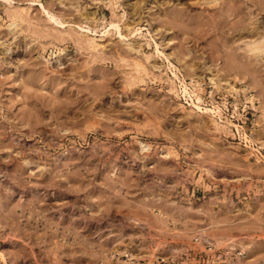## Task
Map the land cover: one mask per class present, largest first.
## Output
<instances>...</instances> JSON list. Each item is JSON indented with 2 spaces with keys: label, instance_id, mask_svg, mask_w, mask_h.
Wrapping results in <instances>:
<instances>
[{
  "label": "rangeland",
  "instance_id": "374dc122",
  "mask_svg": "<svg viewBox=\"0 0 264 264\" xmlns=\"http://www.w3.org/2000/svg\"><path fill=\"white\" fill-rule=\"evenodd\" d=\"M10 1L0 0V264H119L123 249H156L152 262L186 250L184 263L203 264L199 234L245 254L264 247V158L232 133L255 93L264 140V0ZM262 248L236 264L262 260Z\"/></svg>",
  "mask_w": 264,
  "mask_h": 264
},
{
  "label": "built area",
  "instance_id": "2783aa9c",
  "mask_svg": "<svg viewBox=\"0 0 264 264\" xmlns=\"http://www.w3.org/2000/svg\"><path fill=\"white\" fill-rule=\"evenodd\" d=\"M249 94V92H247ZM250 95H247L249 98ZM245 107L242 106L241 112L238 111L237 113H246V116L249 115L247 121L242 120L241 118H235L233 123V130L232 133L234 137L238 139L242 143V145L249 149V151L254 156H260L264 158V140L258 141L254 138L255 135L259 134L260 126L256 123L257 116L255 115L256 109L254 108L257 106L258 103L257 99L252 101L244 100ZM201 239L197 236L194 237V241L198 242L197 240ZM201 249H198V252L203 254L206 258H203V264H236V261L239 258H243L244 252L240 249H227L224 246H215L214 244L208 241H202ZM186 250H171L169 253L159 256L157 259L153 260L152 264H186L184 263L185 260L189 256V253L186 254ZM103 264V263H97ZM255 264H264V258Z\"/></svg>",
  "mask_w": 264,
  "mask_h": 264
},
{
  "label": "bare ground",
  "instance_id": "6f19581e",
  "mask_svg": "<svg viewBox=\"0 0 264 264\" xmlns=\"http://www.w3.org/2000/svg\"><path fill=\"white\" fill-rule=\"evenodd\" d=\"M3 1V0H2ZM4 1H6V0H4ZM10 1V0H9ZM158 1H160V0H158ZM157 1V2H158ZM194 1H196V0H194ZM217 1V0H216ZM215 1V2H216ZM11 2V1H10ZM97 2H101V3H104V4H106V5H109L110 7L111 6H113L114 5V3H116V1H110V0H97ZM152 2H154V1H152ZM193 2V1H192ZM192 2H190L191 4H192ZM199 2H201L200 0H199ZM38 3V2H37ZM197 3H198V1H197ZM206 3H209V0H208V2H207V0H206ZM249 3H251V2H249ZM157 4V6H158V3H156ZM252 4V3H251ZM38 5H40L41 7H42V9L45 11V13L47 14V17H49L50 18V20H52L53 22H54V24H59V26H66V24H64L63 22H61L60 20L58 21V17L56 16H54L53 15V13L51 12H49V11H47L48 9H45V7L43 6V4H38ZM249 6V5H248ZM158 9H160L159 7H158ZM215 9V8H214ZM213 9V10H214ZM249 10V9H248ZM209 11V10H208ZM211 11H212V9H211ZM139 12H140V10H139ZM210 12V11H209ZM215 12V11H214ZM213 12V13H214ZM249 12V11H248ZM141 13V12H140ZM140 13L138 14V15H140ZM212 13V12H211ZM163 14V13H162ZM141 15H142V13H141ZM159 15H161V13L160 14H158L157 15V17L159 16ZM11 16H12V14H11ZM15 16V15H14ZM16 16H18V14L16 15ZM162 16V15H161ZM143 17V16H142ZM154 17H155V15H154ZM160 17V16H159ZM165 17V16H164ZM168 17V16H167ZM167 17H165V19L167 18ZM140 18V17H139ZM156 18V17H155ZM155 18H152L151 17V20L152 19H155ZM169 18V17H168ZM168 18H167V20H166V23H168L169 22V20H168ZM160 19H161V17H160ZM163 19V18H162ZM162 19H161V21H162ZM164 19V20H165ZM62 20V19H61ZM155 21H158V20H155ZM154 21V22H155ZM168 21V22H167ZM242 21V20H241ZM241 21H240V23H241ZM65 22V21H64ZM151 22H153V21H151ZM150 22V23H151ZM243 22V21H242ZM66 23V22H65ZM162 23V22H161ZM164 23V22H163ZM170 23V22H169ZM245 23V22H244ZM71 24V26H72V23H70ZM112 25L114 24V23H111ZM110 24V25H111ZM153 24V23H152ZM152 24H150V25H152ZM55 25V26H56ZM69 25V24H68ZM76 25H79V24H76ZM75 25V26H76ZM168 25V24H167ZM167 25H165V27H166V29H168L169 27L167 26ZM170 25V24H169ZM70 26V25H69ZM69 26H68V28H69ZM87 26V25H86ZM114 26V25H113ZM115 26H116V29H117V34H118V38H120L121 36L123 37V33L120 31V26H119V24L117 25L116 23H115ZM154 26V25H153ZM157 26V25H156ZM155 26V27H156ZM73 27V26H72ZM77 27H80V25L79 26H77ZM89 27V26H88ZM87 27V29H84V28H82V27H80V30L81 31H88V32H90L91 31V28H88ZM164 27V28H165ZM168 27V28H167ZM75 28V27H74ZM149 28V30H151V28L150 27H148ZM73 29V28H72ZM71 29V30H72ZM79 29V28H78ZM156 29H157V27H156ZM155 30V29H154ZM154 30H152V32L154 31ZM161 30V29H160ZM163 30V29H162ZM93 31V30H92ZM148 31V30H147ZM149 32V35L150 36H152V32L151 31H148ZM147 32V33H148ZM165 32H167V31H165ZM79 33H81V32H79ZM86 33V32H85ZM92 33V32H91ZM162 33H163V31H162ZM166 34V33H165ZM165 34H164V36H165ZM83 35V34H82ZM160 36H161V34H160ZM163 36V38H166V37H164ZM170 36V35H169ZM168 37V36H167ZM126 38V37H125ZM171 38V37H170ZM170 38H169V40H170ZM77 39V38H76ZM79 39V38H78ZM92 39V38H91ZM167 39V38H166ZM165 39V40H166ZM92 40H94V39H92ZM121 40V39H120ZM164 40V41H165ZM168 40V39H167ZM88 41V43H90V39H88L87 40ZM127 42H128V40H127ZM163 42V41H162ZM170 42V41H169ZM125 43V42H124ZM132 42H130V43H127V47H125V48H127L128 49V51H133L134 52V54H136V53H139V54H141L140 52H141V47L140 46H136V45H133V44H131ZM154 43H155V46H157L158 45V43L156 42V41H154ZM93 44H95V43H93ZM91 45H92V43H91ZM96 45H97V43H96ZM157 48V47H156ZM159 48V47H158ZM157 48V49H158ZM104 47L103 46H101L100 48H98V50L100 51V53H101V51L102 52H104ZM97 50V49H96ZM159 50V49H158ZM157 50V51H158ZM98 51V52H99ZM159 52H160V50H159ZM132 53V52H131ZM161 53V52H160ZM162 54V53H161ZM166 54V53H165ZM138 55V54H137ZM136 55V56H137ZM145 56V59H149L150 58V56L147 54V55H144ZM164 57V59L165 60H167L169 63H171L170 61H169V59H168V57L167 56H163ZM137 58V57H136ZM181 59V58H180ZM245 86L247 87V84H245ZM259 99V98H257L256 96H255V93H251L250 94V96H249V99ZM253 99V100H254ZM254 138H255V136H254ZM141 149H143V148H145V145L144 144H141V147H140ZM161 229H162V227H160ZM165 229V228H164ZM162 231H165V230H162ZM200 236H203V239H205L204 241H208V242H210V243H212V244H214L215 246H218V245H216V243H218L217 241H219V239H221V238H217V241L216 240H214V239H210L209 240V238H207L205 235H203V234H199ZM257 242V241H256ZM252 243V245H251V243H250V245H247V246H245L246 247V251L247 250H249L248 252H247V254H245L244 253V256H243V260H245L244 258H246V260H251V259H253L254 257H252L251 255H255V257L257 256V255H261V251H263V250H261V248L259 247L260 245L258 244V243ZM225 244H224V248H227V249H234V246H233V241H231V240H227L226 242H224ZM219 244V243H218ZM262 245L264 246V244L262 243ZM156 247H161V244L158 246H156ZM155 247V248H156ZM158 249V248H157ZM262 249H264V247L262 248ZM137 251L136 252H133V251H131V250H127V249H123V250H120V251H118V253H119V255L120 256H123L124 258H122L121 260H120V262H119V264H138L139 262H140V259L142 258H148V259H150V260H148V262L149 261H151V258L152 257H156V252H155V250L156 249H152L151 251L149 250H145L144 252L143 251H141L140 250V252H139V250L138 249H136ZM112 251V250H111ZM161 251V250H160ZM114 252V251H113ZM243 252V251H242ZM107 253V251H105L104 252V250H102V251H96L95 250V252H93V253H89V254H93V257H98L99 259L101 258V259H103V260H108L107 259V257H108V254H106ZM158 253V252H157ZM263 253V252H262ZM109 254H112L111 252L109 253ZM163 254V253H162ZM85 255H86V253H85ZM85 255H84V251H83V257H85ZM63 257H64V255H62ZM89 256H91V255H89ZM158 256V255H157ZM92 257V256H91ZM252 257V258H251ZM239 259H242V258H239ZM84 261H86V260H84ZM146 263V262H145ZM151 263V262H150ZM71 264V263H70ZM75 264V263H74ZM78 264H81V263H78Z\"/></svg>",
  "mask_w": 264,
  "mask_h": 264
}]
</instances>
